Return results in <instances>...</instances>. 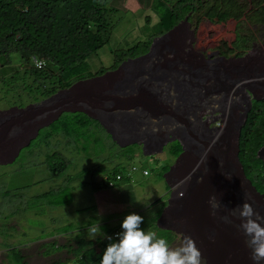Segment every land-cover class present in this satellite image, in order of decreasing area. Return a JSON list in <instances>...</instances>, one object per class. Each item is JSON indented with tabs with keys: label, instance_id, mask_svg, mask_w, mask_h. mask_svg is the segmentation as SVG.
Wrapping results in <instances>:
<instances>
[{
	"label": "rangeland",
	"instance_id": "rangeland-1",
	"mask_svg": "<svg viewBox=\"0 0 264 264\" xmlns=\"http://www.w3.org/2000/svg\"><path fill=\"white\" fill-rule=\"evenodd\" d=\"M112 3L119 8L115 13L116 22L108 42L89 58L91 72L99 66L110 64L112 49L146 38L155 31L156 16L153 8L146 7L139 0H113ZM185 16L186 14L176 22L181 26L179 30H182V33L179 32L180 39L172 42L173 52L169 54V59L177 58L191 66L203 65L206 70L208 64L209 69L216 70L217 77L211 80L203 79L201 83L206 85L203 88L205 94L211 93L216 100L221 99L222 104L226 103V99L221 97L223 94L221 87L224 86L226 73L241 74L240 76L249 82H254L256 87H253V93L257 99L264 97V88H261L264 86V30L255 31V42L242 55H223L217 52V45L221 41L228 44L232 40L234 20L227 18L225 21L211 22L201 18L193 28L187 20V26L180 22ZM190 30L193 32L192 38ZM160 34L153 36L151 40ZM157 39L158 37L155 40ZM164 48L165 41L159 40L144 56L120 64L121 60L115 68L105 69L103 74L99 73L90 78L84 77L88 79L77 84L75 88L65 87L62 90L60 88L37 102L17 107L5 106L0 101V184L2 183L0 191L2 188L9 189L5 191L8 194L10 191H17L18 185L26 181L27 178L18 180L11 175L13 170L18 169L20 163L17 161H21L23 168L36 166L29 178L41 177L36 184L22 189L23 192L18 196L16 193L11 194L14 196L12 201L15 202L2 204V208L5 207L4 211L2 210L3 216L0 217V222H3L0 227V264L23 262L50 264L55 260L63 261L61 264L67 261L76 264L77 258L72 257V253L77 250V246L71 253L75 243L67 244L68 238L80 240L81 244H88L90 250L98 256L96 259L100 261L107 245L114 240L110 229L112 227H117L112 231L122 229L121 223L130 213L139 214L144 218L141 227L145 231L150 230V223L163 228L162 231L167 233L165 235L172 237L168 242L172 247L179 245L185 235L191 236L202 253V264H225L227 260L234 259H243L237 264H254L250 258L251 250L245 243L246 237L237 226L238 223L236 224L238 218L231 215V211L238 205L248 202L261 217H264L263 197L252 191L242 179L233 156L236 129L242 117L240 107L244 106V102L237 95L226 91L231 93L229 95L234 97L236 102V106L229 105L224 109L229 111L227 117L221 116L217 110L202 115L207 127L217 126L218 130H221L216 138H211V141L210 139L205 141L204 131L201 130L200 133L193 135L194 142L190 141L182 147L176 139L167 141L166 145L160 144L159 142L168 136L167 127L158 129L152 139L143 138L139 142L132 139L139 127L144 128L148 116L151 119L149 121H155L157 126H160L159 121L166 123L165 125L169 124L171 118L172 126L180 124L187 126L189 123V114L186 115L181 110L176 111L168 104L164 85L153 71L145 69L143 81L139 80L141 68L159 58ZM199 54H202V57ZM216 57L217 59H214ZM236 57L242 58L234 59ZM221 73L223 77L220 76ZM194 81L189 83H197ZM209 85L215 90L210 92V87H207ZM247 93L251 95L248 90ZM129 99L132 100L130 104ZM216 104L217 102H214V105ZM62 110L81 111L97 120L106 132L118 137L117 145L125 146L121 153H129L131 143L140 145V150L109 160L107 154L98 149L101 147L104 151L109 141L97 123L87 121L88 126H92V128L89 126L90 129L87 131L92 130L90 134L97 135L95 141L97 145L93 143L86 145L85 132L79 131L78 125L72 120L66 119L67 125L78 131V137L82 142L80 146L77 144L62 146V152L68 158L62 170L49 171L44 163L37 162L36 159L40 160V156L37 158L36 155H33V160L30 158L29 162L24 157L16 158L12 162L19 148L24 147L30 138L31 140L34 138L37 129L54 119ZM213 116L217 117L214 121ZM126 117L128 120L122 121ZM122 127L126 129L125 133L119 129ZM195 130L198 131L196 128ZM218 130L215 129L213 132ZM221 133L226 137H222ZM157 136H160L159 140ZM175 142L179 144L180 149L172 156L166 149L169 144ZM197 147H201L202 150L199 156L196 155ZM260 147L257 148L258 151L256 150L257 156L264 159V147ZM109 148L114 149L113 146ZM33 161H36L35 164ZM178 161L179 166L168 180L166 177L169 167L176 166ZM116 163L122 177L112 179L113 185L108 186L102 176L104 172L109 174L111 166ZM164 163L167 167L161 170L160 166ZM130 165H134V168L131 169ZM97 166L101 170L98 169L91 176L89 168L93 170ZM141 167L147 169V174L139 171ZM89 178L102 184L99 187H92L89 185ZM40 191L41 194H38ZM212 196L216 200H213ZM222 197H225L226 201H220ZM1 201L0 198V203ZM167 202L168 205L173 204L174 210L169 217L176 223L163 226L157 217ZM215 204H219V207H214ZM225 217L231 223L225 222ZM97 223L101 227V235L89 239L88 228ZM173 233H176V237ZM48 236L62 238L56 241L61 240L60 242H65V246L71 245V248L63 250L66 249L63 244L52 241ZM40 239L41 243H35ZM237 240L239 243L236 245L234 243ZM12 245L17 246L20 254L18 258L10 251L7 257L5 256L7 246ZM22 246L27 248L24 252H29V257H24L27 253H23L26 254L24 256L21 254ZM231 246L238 251H233ZM217 249L221 252L230 250L233 254L239 252L238 255L242 258L234 255L221 258L223 254ZM43 250L53 251V254L43 256L42 253H46L42 252ZM87 260L92 264L91 254L87 255Z\"/></svg>",
	"mask_w": 264,
	"mask_h": 264
},
{
	"label": "trees",
	"instance_id": "trees-1",
	"mask_svg": "<svg viewBox=\"0 0 264 264\" xmlns=\"http://www.w3.org/2000/svg\"><path fill=\"white\" fill-rule=\"evenodd\" d=\"M112 1L0 0L1 103L5 106L15 105L20 107L26 103L29 104V102H37L60 88L61 90L65 87L75 88L77 84L83 83V80L96 74L99 75V73L103 74L105 69L115 68L121 60L120 64L144 56L153 49L154 45H157L159 40H163L165 41L163 53L145 68H141L139 80L143 81L145 76L143 71L145 69L153 71L156 78L164 85L168 104L176 111H184L186 115L189 114L190 116L187 126L181 124L172 126L173 119L171 118L170 123L164 126L168 128V136H166L164 142L176 139L182 147L190 141L194 142L193 135L200 133L201 130L204 131L205 141L207 142L209 139L211 141L219 128L216 126L207 127L206 120L202 119V115L217 110L223 113L221 116L227 117L229 111L224 109L229 105L236 106L235 98L229 94L237 95L244 102V106L240 107L242 117L236 129L233 156L242 179L250 186L252 191L264 199V159L257 156V148L264 144V97L257 99L258 97L252 91L253 87H256L254 82H249L243 76H240L241 74H224V86L221 87V91H223L221 97L226 99V103H224L226 106H224L221 99L216 100L211 93L205 94L204 92L203 88L206 85L201 83L202 80L207 78L211 80L217 77L216 70L209 69L206 60L204 62L207 64L208 70L203 65L191 66L179 61L177 58L169 59V54L173 52L172 42L176 41L177 38L180 39L182 33V30H179L181 26H178L179 23L176 24V22L185 14L184 20L180 22L185 23L186 26L189 22L193 28L196 27L201 18L211 22H221L227 18H232L234 20L233 38L228 44L221 41L217 45V52L223 55H242L255 42V31L264 30V0H139L146 7L155 10V31L148 34L146 38L137 39L130 44H125L123 47L119 46L112 49L110 64L99 66L94 72H91L88 60L108 42L116 22L115 13L119 8ZM158 34L160 35L157 36V40H155L157 37L151 40L153 36ZM189 34L192 38L193 32L191 30ZM199 56L202 57V54H199ZM241 58L236 57L234 59L239 60ZM214 59H217V57ZM35 60H41L42 63L36 66ZM87 76L88 78H84ZM220 76L223 77L222 73ZM79 78L84 79L75 81ZM194 80L197 83H189L195 82ZM207 87H210V92L215 90L214 87L211 88V85ZM261 88H264V86ZM247 90L250 91L251 95L247 93ZM214 102H217V104L214 105ZM248 106L249 109L247 110ZM216 118V116H213V121ZM66 119L72 120L78 125L79 131L85 132L86 145L95 144L97 136L95 133L90 134L92 130L87 131L90 127L92 128L91 125L88 126L87 121L91 120L93 123H97L100 131L108 137L109 141L108 146L105 145L104 151L101 147L98 149L100 152L107 154L109 160L140 150V145L131 143L129 145L132 148H129V153H121L125 146L117 145L97 120L81 111L62 110L54 119L37 129L33 138L34 141H37L36 144L30 138L24 147L19 148L16 154L17 157L14 156L12 162L16 158L20 159V157H24L29 162L31 159L33 160L32 156L36 155L37 158L40 156V160L36 159L37 162L44 163L49 171L62 170L68 160L62 152V146L75 144L80 146V142H82V139L78 137V131L73 130L74 128L70 125L68 126ZM127 120L126 117L122 121ZM164 127L156 126V124L151 125L148 122L144 126L140 137L136 136V132L134 133V136L138 138L136 142L141 141L143 138L153 137L158 129ZM215 129L218 131L213 132ZM159 137L157 136V138ZM179 144L177 142L169 144L166 149L167 153L174 156L180 149ZM109 146H113L114 149L110 150ZM201 152V147H197L196 155H201ZM17 162L20 163L17 166L18 169L13 170L11 175L18 180L27 179L18 185L17 191H10L8 194L5 191H9V189H1L0 217L3 216L2 210L4 211L5 207L2 208V204L8 205L10 202H15V200L12 201L14 196L12 197L11 194L16 193V196H18L25 188L36 184L41 179V177L29 178L32 171H35V165L32 168L31 166L23 168L21 161ZM33 162L35 164L36 161ZM165 167H167L166 163L160 166L161 170ZM98 169L101 170L99 166L93 170L89 168L91 176ZM142 169L146 168L141 167L139 170L141 173ZM109 172V174L104 172L102 176L106 183L109 179H121L122 177L120 169H117V163L111 166ZM115 173L119 174V178L114 177ZM100 184L102 182L89 178V185L92 187H99ZM0 186L2 187V183ZM41 192L38 194H41ZM6 194H8L7 197ZM2 223L1 221L0 227ZM261 223L264 224V221H261ZM150 227V230L155 232L158 238H163L167 242L172 238L166 236L167 233L162 231L163 228H159L152 223H150ZM112 229H117V227H112ZM112 229L110 230L112 231ZM167 231L171 230L167 229ZM173 236L176 237V233H173ZM116 240L118 239L114 238L113 242ZM75 243L77 250L75 251V246L72 252L75 251L73 252L74 255L80 254V259H77L78 264H89L88 254H91L92 264L98 262L96 259L98 256H95L88 244H81L80 240H75ZM9 251L12 254L15 253L14 256L17 258L20 255L16 245L7 246L6 257ZM43 252L48 254L53 251L43 250ZM227 252L219 251L220 254H223L221 258L226 255L242 258L236 253ZM62 262L53 261L50 264H61Z\"/></svg>",
	"mask_w": 264,
	"mask_h": 264
},
{
	"label": "clouds",
	"instance_id": "clouds-1",
	"mask_svg": "<svg viewBox=\"0 0 264 264\" xmlns=\"http://www.w3.org/2000/svg\"><path fill=\"white\" fill-rule=\"evenodd\" d=\"M214 207H219V204ZM231 215L240 220L239 228L246 237L247 247L251 250V260L254 264H260L264 261V224L261 223L264 217L248 202L238 205L231 211ZM224 219L225 222L231 223L227 217ZM143 220L144 218L136 213L125 216L121 223L122 229L115 230L119 232L118 240L107 245L100 264H202V253L191 236L185 235L179 245L172 247L165 239L158 238L155 232L145 231L141 227ZM98 235H101L98 223L88 228L89 239ZM76 258H80V254ZM65 264L74 263L67 261Z\"/></svg>",
	"mask_w": 264,
	"mask_h": 264
},
{
	"label": "bare ground",
	"instance_id": "bare-ground-1",
	"mask_svg": "<svg viewBox=\"0 0 264 264\" xmlns=\"http://www.w3.org/2000/svg\"><path fill=\"white\" fill-rule=\"evenodd\" d=\"M101 79V78H100ZM132 100L131 99H129L128 100V104H130V102H131ZM150 104V103H149ZM239 108V107H238ZM235 112H237V111H235ZM239 113V112H238ZM223 113L222 112H220V115H222ZM148 120H147V122H145L146 123V125H147V123L149 122V123H155V121H152V122H150L149 120H151L150 118H149V116H148V118H147ZM157 121H159V119H157ZM170 121H171V119H170ZM170 121H169V123H170ZM159 123H160V127H164L165 126V124L166 123H161L160 121H159ZM156 124V123H155ZM168 125V124H167ZM157 126V125H156ZM144 127V126H143ZM217 127V126H216ZM141 127H139V130L136 132L137 133V137H140V134L143 132V129H140ZM121 131H122V133L125 131L126 132V129L124 128V127H122V128H119ZM223 130H224V128H223ZM124 132V133H125ZM221 132V130L218 132V133H216V135H215V138L218 136V134ZM108 134H109V136H110V138L115 142V143H118V137L116 136V135H114V134H112V133H110V132H107ZM117 133H121V132H117ZM221 135H222V133H221ZM133 136H134V134H133ZM222 137H226L225 135L223 136L222 135ZM132 139H134V141H138V138H136L135 136L134 137H132ZM147 139H152V137H149V138H147ZM158 140L160 139V137L159 138H157ZM160 144H165L166 142H164V140H162V141H160L159 142ZM226 148V147H225ZM227 148H229V147H227ZM181 157V156H180ZM181 159V158H180ZM179 164V161L177 162V165L176 166H174V165H171L170 167H169V169H168V172H167V176L168 177H166V178H168V180H169V178H171L172 177V173L175 171V169L177 168V166H179L178 165ZM147 174V173H146ZM169 194H170V192H169ZM169 196V195H168ZM212 198H213V196H212ZM218 199V198H217ZM216 200V199H215ZM221 200H225L226 201V198L225 197H222V198H220V201ZM169 203L167 202L166 204H165V206L163 207V209H162V211L160 212V214H159V216L157 217V219L159 218V220L162 222V225L163 226H166V225H174L175 223H176V221H172V218L171 217H169V215H170V213H172L173 212V210H174V207H173V204H171V205H168ZM165 210H167V213L165 214ZM172 210V211H171ZM156 219V220H157ZM238 223V225L237 226H239V224H240V220L239 219H237V221H236V224ZM55 236V235H54ZM48 237H50L51 239H52V241H55V242H57V243H60V244H63L62 246L63 247H66V249H63V250H69L70 248H71V245H69V246H65L64 245V243L65 242H60L61 240H62V238H55V237H52V236H48ZM58 237V236H57ZM60 237V236H59ZM46 238H47V236H46ZM59 239H61L60 241H56V240H59ZM100 239V238H99ZM68 240H71V241H68ZM88 240V239H87ZM239 240V239H238ZM237 240V242L236 243H234V244H238L239 243V241ZM41 241H42V239H40V240H38L37 242H35V243H41ZM67 242V244H71L72 242H74L75 243V240H73V239H67L66 240ZM46 242H49V241H46ZM75 246H76V243H75ZM23 247V246H22ZM73 249V248H72ZM72 249H71V253H72ZM231 249H232V246H231ZM25 250H27V248L24 246L23 247V249L21 250V251H23V252H21V254L24 256V255H26V254H23V253H27V256H24V257H29L30 256V253L29 252H24ZM233 251H238V250H235V249H232ZM230 251V250H229ZM43 252V251H42ZM51 254H53V253H48V254H43L42 253V255L43 256H49V255H51ZM239 254V252H237V255ZM63 255H65V253H63ZM78 255V254H77ZM77 255H74L73 253H72V257H76ZM238 258V257H237ZM24 259V258H23ZM80 259V258H79ZM225 259V258H224ZM77 260V259H76ZM227 260V259H226ZM241 260H243V259H234V260H231V261H229V260H227L226 262H224L225 264H237V263H239V262H241ZM55 261H61V260H55ZM53 262V261H52ZM98 263H100V261H98V262H96L95 264H98ZM22 264H26L25 262H23ZM30 264H32V263H30ZM260 264H264V262L262 261Z\"/></svg>",
	"mask_w": 264,
	"mask_h": 264
},
{
	"label": "built area",
	"instance_id": "built-area-1",
	"mask_svg": "<svg viewBox=\"0 0 264 264\" xmlns=\"http://www.w3.org/2000/svg\"><path fill=\"white\" fill-rule=\"evenodd\" d=\"M41 63H42L41 60H35V65H36V66H39ZM129 167L132 169V168H134V165H130ZM141 171H142V173H146V169H142ZM114 177H115V178H119V174H118V173H115ZM107 184H108L109 186L113 185V180H112V179H109V180L107 181ZM118 233H119V232H117V231H113V232H112V236L118 239Z\"/></svg>",
	"mask_w": 264,
	"mask_h": 264
}]
</instances>
